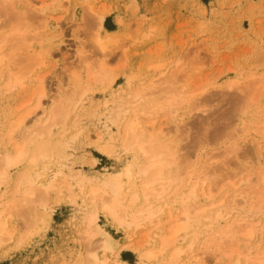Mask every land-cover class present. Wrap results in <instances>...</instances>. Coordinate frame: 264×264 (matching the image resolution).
Instances as JSON below:
<instances>
[{
	"label": "rangeland",
	"instance_id": "rangeland-1",
	"mask_svg": "<svg viewBox=\"0 0 264 264\" xmlns=\"http://www.w3.org/2000/svg\"><path fill=\"white\" fill-rule=\"evenodd\" d=\"M89 5L104 12L103 29ZM105 30H116V38L100 49L95 35ZM10 33L20 38L12 35L6 46L20 43L12 46L17 49L6 47L12 52L0 79V152L13 141H25L30 151L45 154L36 161L27 156L9 169L0 184V210L7 198L28 186V179L37 187L53 178L56 183L45 196L39 197V190L27 200L18 197L7 219L11 238L0 243V264H89L92 251L108 257V264H162L159 259L142 261L137 251L122 246L137 244L146 226L134 233L122 228L88 195L91 184L125 165L120 159L123 130L115 129L111 117L142 88L144 108L170 90L193 93L189 106L183 100L173 106L174 113L160 110L151 116L154 140L175 146L171 170L184 176L166 193V212L155 217L162 223L159 228L166 229L167 210L179 214L183 207L204 205L201 182L197 196L180 199L190 192L185 177L189 167L209 171L206 183L213 186L212 199L226 198L224 217L201 215L196 234L181 242L179 257L163 264L234 263V248L243 250L241 264H257L247 254H263L264 203L261 210L248 206L264 185V0H0V39ZM14 50L18 52L11 58ZM9 71L21 78V85H3ZM37 89L42 91L40 104L7 141V121L20 111L23 100L35 102ZM59 102L65 107L58 108ZM49 111L56 114L45 121ZM157 126L162 135L155 133ZM139 182L134 180L135 187ZM242 187H247L246 201L235 205ZM94 211L97 233L87 236L86 216ZM236 221L235 228L253 223L252 237H224L229 253L215 255L223 239L213 238L219 235L212 230ZM101 238L111 249L101 245Z\"/></svg>",
	"mask_w": 264,
	"mask_h": 264
},
{
	"label": "bare ground",
	"instance_id": "bare-ground-1",
	"mask_svg": "<svg viewBox=\"0 0 264 264\" xmlns=\"http://www.w3.org/2000/svg\"><path fill=\"white\" fill-rule=\"evenodd\" d=\"M88 9L90 11H93L94 19L98 23L99 28L103 29L102 20L104 18V12L95 11L94 8H92L90 5L88 6ZM15 27L17 29V26ZM18 30L16 31L18 32ZM115 31L116 30H105L104 35L96 34L95 41L97 46L100 49H104L107 43L116 38V36L112 35V33H114ZM24 33L25 32L21 34H23L24 36ZM16 34L17 33H10L8 35L6 34L7 36L4 35L5 37L0 39V79L6 64V60L7 58H10L9 52H12V50L16 48H12V46L19 42V40H15L16 42L13 44L11 43V45L9 43V46H6V42L8 40L10 41V39L13 38L12 35ZM17 37L20 38V36ZM6 47L10 49L12 48V50H9ZM4 48L8 49V53L5 54L6 50ZM19 49L20 48L18 46V50ZM18 50H14V52L11 53V58L12 56L14 58ZM97 80L98 77H93L92 79V81ZM152 83L153 81H151V84ZM21 84V78L16 75V73L11 71H9L3 82V85L6 86V88H12ZM37 90L38 91L35 102L33 104H29L30 98H26L25 100H23L18 105V107H21L20 111L7 121L5 132L7 141H10L14 130L18 129L22 124H25L30 113H32L40 104L42 91L39 89ZM144 90V88L136 89L132 95L134 97L133 102L130 105L122 108L120 111L121 113H119L116 117H111V121L115 126V129L123 130V135L121 138V144L123 148L120 159L125 163V165L122 168L112 169L108 173V175L102 177L98 181V183L91 184L88 190V195L92 202L98 201V203H100V208L105 211L122 228L130 229L131 232L134 233L140 230L143 226H146V229L142 233L141 239L137 244H132V242L129 241L124 243L122 246L124 248L130 247V249L137 251L139 258L142 261L159 259L163 264L172 262L176 260L177 257H179V254L184 247L181 245V242L186 239V236L189 233L195 232L194 235L196 234V228L200 225L199 221L201 215L206 219L209 218L212 220L224 217L226 213L223 210V207L224 205H226L224 204V200L226 198L225 196H222L216 200L212 199L213 186L210 183H206L209 171L201 170L202 172H200V169H196L193 166L189 167L186 170L185 177L189 180L188 186H190V192L189 195H185V198L180 199L186 200L188 197L197 196V184L201 182L199 192L201 194V200L204 202V205L194 209H190V207H183L180 210L179 214L177 212H174L173 210H167L168 220L166 229L161 230L159 228V224L162 223H160L159 219L155 220V217H159V214L166 212L163 203V201H166V195H168L166 193L173 186V182L183 181L184 176L182 175V173L171 170V165L175 164L174 162H176L175 146L173 147L172 145L162 143L157 139L154 140L156 136L153 135L154 120L151 116H154L153 112H158L160 110H166L167 114H172L176 111V108L173 106H175V104L181 103L183 100H187L186 102L188 103L185 105V107L189 106L193 93L190 92L185 95L181 92L170 90L167 91V95L164 96L161 101H156L155 104L150 106L149 104H147V107L144 108L142 104V99H144L145 95V93L143 92ZM64 107L65 104L63 102L58 103V108L62 109ZM43 112H45L46 114V111ZM55 114L56 111H49V117L46 118L45 121L52 120ZM142 117H146L148 121L142 122ZM175 121L178 122L179 119L175 117ZM147 124L150 126L149 129H147ZM155 133L163 134L162 127L157 126ZM143 135H145L146 140L142 138ZM27 140L29 141V139ZM103 148H106V145H103ZM44 154L45 153H42L40 151H30V149L26 146L25 141H22L21 143L13 141L12 147L10 149H6L0 152V184L6 182L9 169L22 162L25 157L29 156V159L31 161H36L37 156ZM129 159L133 160L136 164H132ZM61 172V170L57 172L55 171V174L57 175ZM122 178H125V180H123ZM135 179L140 180L138 187H135ZM28 180V186L23 185L20 194L16 193L15 195H13V199L7 198L10 201L8 202V200L6 199L7 201L3 203L5 204L8 202L7 204L3 205L2 209L0 210V243L11 238L10 233L12 230L7 222V219L11 215L12 211L17 208L18 204H16L15 202H17L16 200L19 201L18 197L20 196L23 200H27L34 191L38 192L39 190L43 192V195H39L41 192H38L39 194H36L39 197L45 196L44 194H46L47 189L52 187L53 183H56V179L53 178V180H51L49 184L47 183L48 185L45 184L37 187L31 184L32 180ZM260 180L264 182V171L260 172ZM61 181L64 185H66L68 191H71V183L65 178H63ZM125 183H127V188L130 187V190L128 192L125 191ZM203 184H206V186L204 187ZM174 189L177 190L178 186H175ZM17 190L20 191L18 185ZM246 190L247 187H242L241 190L238 191L239 193H236L240 198L237 201H234L235 205H237L236 202L241 203L243 201H246ZM17 194L18 196L16 197ZM263 203L264 185L256 191V198L251 199L248 209H250V207H254L256 210H261ZM234 206H231V208H234ZM96 218L97 217L95 211L87 214V222L85 228V233L87 234V236L97 233L96 229L94 228ZM238 219L241 220L242 218ZM237 221L235 223H229L225 227H221L215 230L213 229L212 234L215 233L213 234L215 236L219 235L218 237L213 238H216L217 240L219 238L223 239L219 240L222 241V244L225 239L224 237H228L229 235L234 236L236 233H239L240 235L246 237L247 241H249L254 231L253 223L246 222L244 225L242 223L238 225L237 228H235ZM101 240V245L103 247H108L109 249H111L110 246H107L104 238H101ZM219 246V251H217L215 255L218 256L222 253H229L224 249L223 244ZM235 246L236 245L231 246L230 252L231 249H233V247ZM233 251L235 254L233 257L234 263L229 262L228 264H241L240 255L242 254L243 250L240 248H234ZM247 257L252 258L257 264H264V251L262 255L247 254ZM107 258L108 257H103L96 251H92L88 254L87 260L89 264H108ZM73 264L83 263L77 262Z\"/></svg>",
	"mask_w": 264,
	"mask_h": 264
}]
</instances>
